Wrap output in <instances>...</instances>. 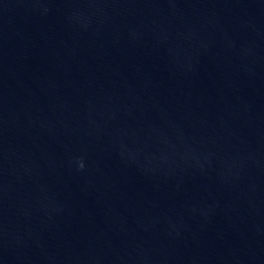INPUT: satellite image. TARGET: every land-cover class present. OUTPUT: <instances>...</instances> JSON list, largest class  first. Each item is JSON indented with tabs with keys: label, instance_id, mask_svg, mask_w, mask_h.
Masks as SVG:
<instances>
[{
	"label": "water",
	"instance_id": "95a60500",
	"mask_svg": "<svg viewBox=\"0 0 264 264\" xmlns=\"http://www.w3.org/2000/svg\"><path fill=\"white\" fill-rule=\"evenodd\" d=\"M0 264H264V0H0Z\"/></svg>",
	"mask_w": 264,
	"mask_h": 264
}]
</instances>
